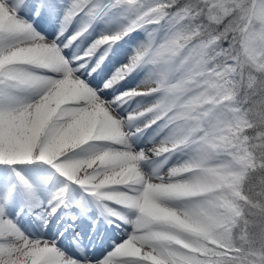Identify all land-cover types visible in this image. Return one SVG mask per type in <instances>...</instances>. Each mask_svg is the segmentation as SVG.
I'll use <instances>...</instances> for the list:
<instances>
[{
    "label": "snow or ice",
    "instance_id": "obj_1",
    "mask_svg": "<svg viewBox=\"0 0 264 264\" xmlns=\"http://www.w3.org/2000/svg\"><path fill=\"white\" fill-rule=\"evenodd\" d=\"M0 264H264V0H0Z\"/></svg>",
    "mask_w": 264,
    "mask_h": 264
},
{
    "label": "bare ground",
    "instance_id": "obj_2",
    "mask_svg": "<svg viewBox=\"0 0 264 264\" xmlns=\"http://www.w3.org/2000/svg\"><path fill=\"white\" fill-rule=\"evenodd\" d=\"M107 71L108 69L106 68L100 74H94V83L97 85L102 83ZM136 82L137 81L130 80L125 87H132ZM171 163L172 161H169V165L165 167L170 166ZM73 211L77 214V222L74 224V231L80 233V240H74L72 243L76 253L90 255L93 258H100L105 255L106 252L111 251L112 241L120 237L121 232L117 229L115 224L109 222L106 215L102 214V209L96 202L89 198L86 201L85 208H75ZM25 212H27V209H25L24 212H20V209L16 208L13 214L19 213V217L15 216L14 218L21 219L25 223L31 219H35L31 214L25 215ZM64 219H70V217L65 216ZM60 223H63V220H61ZM45 231L47 230L45 229ZM65 235H67V233H65ZM61 243L66 244L67 241L61 237Z\"/></svg>",
    "mask_w": 264,
    "mask_h": 264
}]
</instances>
